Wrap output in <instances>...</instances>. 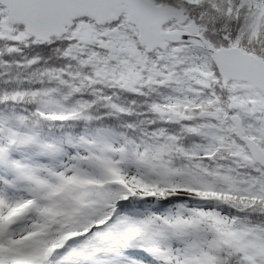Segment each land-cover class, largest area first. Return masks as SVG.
Wrapping results in <instances>:
<instances>
[{
  "label": "snow or ice",
  "instance_id": "snow-or-ice-1",
  "mask_svg": "<svg viewBox=\"0 0 264 264\" xmlns=\"http://www.w3.org/2000/svg\"><path fill=\"white\" fill-rule=\"evenodd\" d=\"M0 264H264V0H0Z\"/></svg>",
  "mask_w": 264,
  "mask_h": 264
}]
</instances>
